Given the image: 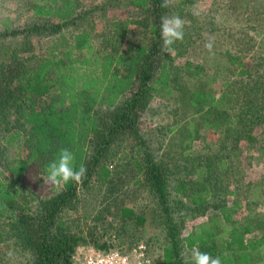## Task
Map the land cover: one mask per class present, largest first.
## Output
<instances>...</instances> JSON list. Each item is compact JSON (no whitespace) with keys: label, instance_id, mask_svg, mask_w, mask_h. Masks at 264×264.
I'll use <instances>...</instances> for the list:
<instances>
[{"label":"trees","instance_id":"trees-1","mask_svg":"<svg viewBox=\"0 0 264 264\" xmlns=\"http://www.w3.org/2000/svg\"><path fill=\"white\" fill-rule=\"evenodd\" d=\"M121 1L142 13V18L134 23L139 33L137 42L126 41L131 24L127 20L115 21L107 33H96L93 18L99 9L79 8L75 0H30L31 16L23 30L4 24L8 36L15 31L18 35L54 36L46 56L41 58L34 56L29 40L0 44V118L12 117L15 122L14 129L0 139V151L1 144L10 148L19 146L22 140L28 149L24 157L17 155L11 163L0 160V220L6 222V234L32 254L31 264H72L75 249L84 244L107 251L110 241L100 242L93 228L85 236L74 232L61 215L75 208L79 193L88 190L94 180L113 196L129 186L122 172L123 167L130 165L123 161L124 157L129 158L122 156L124 141L129 139L139 155V159L132 160L136 174L133 187L155 203L157 214L167 222L166 241L158 250L160 263L149 242L143 241L154 264H189L182 254L189 255L194 247L220 256L222 264L264 262V217L252 215L250 203H246L244 209L250 216L242 218L239 210L243 204L237 198L233 202L223 200L222 196L229 192L216 174L224 165L222 161L212 162L210 171L209 161L200 167L194 165L191 173L198 177L192 187L187 182L176 184L173 192L182 195L188 207L170 197L162 148L154 153L149 139L141 132V124L154 98L173 95L169 54L160 34L161 17L170 14L173 5L165 9L161 7L163 0ZM227 58L229 67L236 66L248 80L258 73L257 66L251 69L244 64L243 56ZM184 69L198 87L181 95L179 101L195 110L191 115L199 117V126L212 131L224 126L225 140L236 133L246 134L249 127L243 126L253 120L249 121L248 112L240 111L236 118L223 115L225 97L215 98L205 89L206 81L214 78L206 80L208 76L201 72L203 66L188 61ZM173 129H166L165 135ZM191 137L186 138L190 143ZM61 148L74 152L76 166L84 164L86 175L79 184L61 185L52 198L32 207L31 191L24 180L32 170L38 175L35 183H44L43 170ZM188 214L190 218L209 214L210 218L179 237L175 216L183 221ZM133 215V211L123 209L120 218ZM115 241L116 246H123ZM139 241L142 240L125 246Z\"/></svg>","mask_w":264,"mask_h":264},{"label":"rangeland","instance_id":"rangeland-1","mask_svg":"<svg viewBox=\"0 0 264 264\" xmlns=\"http://www.w3.org/2000/svg\"><path fill=\"white\" fill-rule=\"evenodd\" d=\"M29 1L0 0V44L13 41L11 45H15L25 39L29 40L34 56L41 58L46 56L54 36L44 38L18 35L17 31L8 36L4 29L5 23L14 30L24 29L31 16ZM75 1L79 8L99 9L94 18L91 17L96 33H107L115 21L127 20L131 24L126 41H138L139 33L134 23L142 18V13L136 9L124 6L121 0ZM171 4L172 11L168 15L178 14L185 21L184 39L172 46V55L168 53L173 95L167 99H153L150 110L144 113L141 132L149 139L148 144L154 149V153L159 147L162 148L161 161H165L167 165L166 169L162 164L164 173L167 170L168 191L173 201L179 199L180 204H187L188 207L189 203L181 198L182 195L173 192L174 187L180 182H187L189 187H192V182H196L198 177L191 173L193 166L200 167L205 161H209L210 171L212 162L218 160L224 165L216 170L217 176L224 182L225 191L235 192L222 196L223 200L233 202L237 198L243 204V209L239 210V216L242 218L250 216L244 209L246 203H250L252 215L264 217V0H171ZM211 37L215 38V43L209 52L205 44ZM228 55L243 56L244 64L251 69L257 66L258 73H253L252 79L248 80L239 74L236 66L232 67L234 69L229 67ZM187 61L195 66H203L201 72L209 77L206 80L214 78L213 81H206L205 89L215 98L221 95L225 97L223 115L228 114L236 118L240 111L248 112L246 114L249 121L253 120L248 126H243L245 129L249 127L246 134L236 133L237 135L234 134L225 140L224 126L221 125L219 131L199 126V117L191 115L195 110L179 101L181 95L190 94L198 87L196 80L184 69ZM225 83L227 86H224ZM245 94H248L247 98L244 97ZM14 124L12 117L0 118L1 140L6 131L14 129ZM171 127H174L173 131L165 135L166 129ZM188 136H192L191 143L186 139ZM133 144L129 139L125 140V152L122 154L123 157L126 155L129 158L124 157L123 161L129 162L130 165L122 168V172H125L124 180L129 186L113 196L94 180L88 190L79 193L75 208L65 210L61 218L74 232L82 236L93 228L100 236V242L116 239L120 245H126L137 240H146L157 262L159 246L166 241L164 227L167 222L163 216L157 214L155 203L133 187L136 174L132 169V160L139 159ZM1 149L0 160L7 163H11L17 155L24 157L28 152L23 140L19 146L12 145L10 148L1 144ZM217 156L218 159L215 158ZM37 178V173L31 170L24 180V184L31 191L32 207L39 201L52 198L61 189V186L50 187L45 182L37 185ZM123 209L133 211L134 215L121 219ZM189 215H185L183 221L175 216L174 224L179 237L185 236L210 218L209 214L196 218H190ZM140 220L143 224H140ZM7 231L6 222L0 220V264H31L32 254L28 250H22L13 238L8 237ZM9 252L12 253L11 257L8 256ZM184 254V262L194 264L192 253ZM158 262L160 263L159 259Z\"/></svg>","mask_w":264,"mask_h":264},{"label":"clouds","instance_id":"clouds-1","mask_svg":"<svg viewBox=\"0 0 264 264\" xmlns=\"http://www.w3.org/2000/svg\"><path fill=\"white\" fill-rule=\"evenodd\" d=\"M171 0H163L161 3L162 8H169ZM185 21L178 14L164 15L161 17L160 34L163 40V45L166 53L174 52L173 45L177 41L184 39ZM215 43V38L208 39L205 47L212 51ZM44 174H40L46 185L50 187H60L69 182L79 184L82 178L86 175L87 168L84 164L76 166V156L73 151L68 148H61L56 157L49 161L43 170ZM8 256L11 257L12 253L9 252ZM192 258L194 264H222L220 256H213L209 252H202L198 248H193Z\"/></svg>","mask_w":264,"mask_h":264},{"label":"built area","instance_id":"built-area-1","mask_svg":"<svg viewBox=\"0 0 264 264\" xmlns=\"http://www.w3.org/2000/svg\"><path fill=\"white\" fill-rule=\"evenodd\" d=\"M110 242L111 247L107 251L90 245L78 246L72 255V264H154L145 242L120 247L116 246L115 239Z\"/></svg>","mask_w":264,"mask_h":264}]
</instances>
